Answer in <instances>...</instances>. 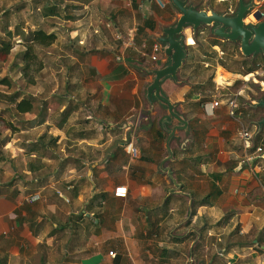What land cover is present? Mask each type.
I'll use <instances>...</instances> for the list:
<instances>
[{
    "label": "crops",
    "instance_id": "1",
    "mask_svg": "<svg viewBox=\"0 0 264 264\" xmlns=\"http://www.w3.org/2000/svg\"><path fill=\"white\" fill-rule=\"evenodd\" d=\"M18 1V27L25 34L42 29L56 35L51 44L34 45L50 62L67 58L72 88H55L47 112L20 113L17 135L3 145L11 167L0 184V264H176L173 257L187 240L195 247L202 239L205 245L192 253L210 263L224 234L218 256L231 261L236 251L256 259L260 254L264 264V151H256L257 126L249 128L238 102L230 116L223 97L236 79L245 84L242 76L215 67L214 80L219 69L225 76L216 83L223 98L210 113L195 104L199 96L187 97L192 85L182 82V66L177 82H161L162 93L188 122L170 141L172 157L163 164L169 176L160 164L177 122L164 121L165 108L157 100L149 104L146 88L153 78L149 69L168 62L162 50L152 60V45L179 12L168 0ZM229 2L214 0L203 9L225 12ZM187 31L188 46L198 47ZM40 91L46 90L24 94ZM64 94L74 100L61 101ZM242 130L252 135L248 148ZM119 185L126 186V197L114 195ZM95 194L103 197L90 206ZM233 236L243 244L234 246Z\"/></svg>",
    "mask_w": 264,
    "mask_h": 264
},
{
    "label": "rangeland",
    "instance_id": "2",
    "mask_svg": "<svg viewBox=\"0 0 264 264\" xmlns=\"http://www.w3.org/2000/svg\"><path fill=\"white\" fill-rule=\"evenodd\" d=\"M190 2L200 4L203 7H208L214 0H189ZM19 1L18 0H0V41L10 42L12 44V49L10 50V53L3 59L0 58V77L7 76L12 81L11 87H6L3 85H0V144L4 140L8 139L10 141L11 137L13 135H17V129L20 120L23 118V114L18 113L15 110L14 107V101L16 100H10V96H13V94L16 92V88L19 89L17 93H15V96L19 94H24L28 89H38V88H44L46 91H40L39 95H32L31 93L26 94L25 97L29 98L33 102V112L37 113L39 110L46 111L47 112V105L48 101H50V94L51 92L57 88L58 90H62V92H65L67 90H71L72 88V82L70 79H68V70L67 67V58L62 57L61 62H50L42 56V49L40 46L34 45L31 50V56L28 59H25L23 56V52L25 51V32L18 27L19 17L17 14V7H18ZM10 7V9H7ZM9 26L11 29H9ZM208 30L209 26H205V29L199 33V36H197V43L198 47H195L193 50L196 52V50L201 51L205 50L206 52H210V48L208 46ZM187 36H191V33L187 31ZM27 35V33H26ZM186 36V38H187ZM20 37L22 38L21 42L19 43ZM185 44L188 43L187 39L184 40ZM191 39L189 38L190 42ZM225 51H223L219 46L218 48H215L216 50H220L222 53L218 54L214 57V62H217L218 60H221L226 63L227 68L231 70H245L248 67V64L246 63H240L242 60L243 55H239L237 52H232V44L238 45L239 42H230L225 40ZM20 44V45H19ZM193 44V43H191ZM202 45V47L200 46ZM200 46V47H199ZM218 52V51H217ZM41 54V56H39ZM64 54V52H63ZM261 54H257L255 56H246L249 59V62L251 63V59H257ZM41 57V58H40ZM44 60H43V59ZM248 62V63H249ZM26 63L28 64L26 66ZM256 69L249 73L251 74L249 77H246L245 75L239 74L240 77L245 80V84L241 83H234L229 88V90L226 89L225 98L233 97V93L236 92V90L241 87L244 89L243 92H241V95L237 96V102L240 108L238 107L237 112L239 110L241 111V116L245 119L246 123L249 125V128H254L256 130V121L258 118L264 115V109L261 107H253L254 111L251 110L250 107L254 102V100L260 96H264V90L260 89L261 86L264 87V63L258 62L256 64H253ZM26 66V67H25ZM214 67L215 65H210L209 67H205L201 70H194V69H188L180 75L182 77L183 81H187L190 84H193L198 78L205 79L207 76H209L211 73H213L214 76ZM44 68V69H43ZM182 69V68H181ZM52 71V74L50 72ZM220 70V69H219ZM218 70V71H219ZM72 71V70H70ZM196 71V72H195ZM195 72V73H194ZM188 74H191L192 77H190L191 80L186 76ZM201 76V77H200ZM238 77V78H240ZM238 80V79H236ZM241 80V79H239ZM214 82V93H209L210 100H217L222 95L220 94V90H217L216 81L213 79ZM193 86V85H192ZM61 92V93H62ZM211 94V95H210ZM47 100H42L43 98H46ZM61 98V101H67L68 98L71 102L73 99V96L71 94L69 95H59ZM74 102V101H73ZM31 111V112H32ZM165 112V109L163 110ZM236 113V112H235ZM30 116V114L28 115ZM159 115H156L155 119H158ZM264 132L257 131L256 136L257 140L254 141V143L258 146L263 147L264 151V141H261V137H263ZM9 151L7 149H4V146L1 147L0 145V155L4 158V161L0 163V184L8 180L9 178H5L3 171L5 170L6 166L8 165L9 158ZM1 166H4L1 167ZM11 167V165L9 166ZM226 234L222 235L221 240L216 242L215 250H211V252H214V255L212 256V262L207 263L208 259L205 257L202 258L201 256H195L192 253V245L190 247V240H187L186 243L181 248L183 253L177 256H172L173 258L177 259L178 257V264H261V255L259 254L258 258H253L252 255H243L241 252L236 251V255L234 256L235 259L229 260L225 259L224 256H218L216 253V250L219 248L224 247V244L226 243ZM233 240L235 241L233 243L234 246H241L243 244L242 240H237L235 236H233ZM202 243L205 245V240L202 239V241H196V247L200 248V245ZM194 248V247H193ZM195 250V248H194ZM155 258V257H154ZM228 258H232L230 255H228ZM152 263L150 264H159L155 259H150ZM149 262V260L147 261ZM176 263V264H177Z\"/></svg>",
    "mask_w": 264,
    "mask_h": 264
},
{
    "label": "water",
    "instance_id": "3",
    "mask_svg": "<svg viewBox=\"0 0 264 264\" xmlns=\"http://www.w3.org/2000/svg\"><path fill=\"white\" fill-rule=\"evenodd\" d=\"M168 1L179 12V16L173 24L163 27L161 34L155 40L160 44L168 62L163 66L149 69L153 78L146 88V99L150 105L153 104L154 100H157L165 108L167 114L164 121L175 120L177 122L169 129L165 141L168 156L160 164V168L171 176L169 168L163 166L164 162L172 157L170 141L176 135V131L187 128L188 122L176 111L175 104L162 93L161 82L168 77L178 81L177 73L186 58V44L183 34L185 28L189 27L192 36H194L199 27L211 26L215 36L230 42H239L240 52L244 56L264 55V17H260L259 13L256 12L254 16L257 20L251 21L247 16L250 10L256 6L257 0H237L232 13L217 12L211 8L207 10L197 9L194 5H188L185 0ZM260 89L264 90V87L261 86ZM253 102V107L264 109V99H255ZM263 124L264 115L256 121L257 131L261 130ZM121 141L115 142L109 151ZM176 186L178 187V185Z\"/></svg>",
    "mask_w": 264,
    "mask_h": 264
},
{
    "label": "trees",
    "instance_id": "4",
    "mask_svg": "<svg viewBox=\"0 0 264 264\" xmlns=\"http://www.w3.org/2000/svg\"><path fill=\"white\" fill-rule=\"evenodd\" d=\"M185 2L188 5H194V7L197 8V9H203L204 8L202 5L190 2L188 0H185ZM167 5L171 7V3H168ZM204 29H205V25L199 27L196 30V32H195V34L193 36V39L196 42H197V36H199V33L202 32ZM208 37H209L208 46L210 48V52H206L205 50H202L201 48H200L201 51L198 52V50H196V52H195L190 46L185 45L187 55H186L185 61L183 62L180 75L182 74V72H184V71H186L188 69H190V70L191 69H194V70L195 69L196 70L204 69L205 67L203 66V63L207 62L208 63L207 67H209L210 65H213V66L215 65V67L217 65H220L223 68H225V69H227V70H229L231 72L239 73V74H242V75L247 74L245 76L249 77L251 75L249 73L253 72L256 69V67L253 64H256L258 62L264 63V55L259 56L257 59L256 58L255 59L254 58L251 59V63H250L249 60H248L249 58L244 56V55H241V53L239 52V46L232 44V52H237L239 55H241L242 56V60L240 61V63H246V64H248V67L245 70H237V71L231 70V69L227 68L225 62H223L221 60H218L217 62H214V60H213L214 57L217 55V51L213 48V46H219L223 51H225V48H226L225 47V44H226L225 40H223L222 38H219L218 36H215L213 34V32H212V27L211 26H209ZM24 38H25L24 43H26L25 44L26 48H25V51L23 52V56H24L25 59H28L31 56L30 52H31L32 47L34 46V44H39V45L51 44V43L54 42V40L56 38V35L54 33H46L42 29H36V30L28 32L27 35L25 34ZM200 46L202 47V45H200ZM11 49H12V44L10 42L0 41V58L4 59L10 53ZM27 65L28 64L26 63V66ZM215 67H214V69H215ZM214 72H215V70H214ZM186 76L189 78V80H191L190 79V77H192L191 74H188ZM213 78H214L213 73H211L205 79L198 78V80H196L195 82H193V84H191L193 86H191V89L189 91V94H187V97H190L192 94H196L197 96H199L198 100L195 102V104L197 106L203 105L205 102L210 101V96H209L208 92L212 94V93H214V89H215ZM224 78H225V76L222 74V71L219 70L217 72V74H216L215 80L220 83ZM182 82H183V80H182ZM185 82H187V81H185ZM241 82H242V80L238 79V80H235L234 83L238 84V83H241ZM0 85L6 86V87H11L13 84H12V81H11L10 78H8L7 76H3V77H0ZM18 91H19V89L16 88V92L15 93H17ZM15 93L13 94V96H10V100H15L16 99L14 101L15 110L18 113L31 112L33 110V102L29 98H26L25 95H23L22 93L17 95V97L15 96ZM259 98L264 99V96H260V97H258V99ZM250 107L252 108L251 110L254 111L253 106L251 105ZM260 118H258V119H260ZM260 132H261V130L259 131V133ZM257 139L258 138L255 137V140H257ZM7 141H8V139H6L3 142H1V144H0L1 147H3V145H5V143ZM99 197H103V194H99V195L95 194L90 199V203H89L90 206L96 201V198H99ZM201 202H202V200L199 201V203H201ZM170 241H181V240L171 238ZM196 246L194 247L195 249L197 248ZM158 249L160 251H167L168 254H171V256L173 255L172 252H175L173 249H165V248H162V247H160ZM194 252H195V250H194ZM175 253L177 254V252H175ZM211 262L212 261H210V263Z\"/></svg>",
    "mask_w": 264,
    "mask_h": 264
},
{
    "label": "built area",
    "instance_id": "5",
    "mask_svg": "<svg viewBox=\"0 0 264 264\" xmlns=\"http://www.w3.org/2000/svg\"><path fill=\"white\" fill-rule=\"evenodd\" d=\"M158 2H160L161 4H163L162 0H157ZM218 2H229V0H217ZM234 8L233 5L229 2L227 8H226V13H232L234 11ZM259 13V16L260 17H264V0H257L256 1V6L250 10V12L248 13V18L251 20V21H256L257 19L255 18L254 14L255 13ZM161 51V47H160V44L157 42V41H154L153 45H152V60H157L158 59V54L159 52ZM218 54H221L222 52L220 50H217ZM216 83L218 85H222L223 80L219 83L216 81ZM240 93L239 92H236L233 94V97H228L226 99V104L228 105V112H229V115L230 116H235V110L237 108V96L239 95ZM219 105V100H213V101H207L205 102L202 106L203 108L205 109V111L207 112H212V110L217 107ZM241 134V138H242V141H243V144L245 146V148H248L250 146V140H251V133H249L247 130H242L240 132ZM127 152L129 153H134L135 150L132 146L131 143H127L126 146H125ZM256 151L257 152H261L262 151V148L261 147H257L256 148ZM126 194H127V188L125 185H119L117 187L114 188V195L117 196V197H126ZM109 256L111 257H114L116 254L114 251L110 250L108 252Z\"/></svg>",
    "mask_w": 264,
    "mask_h": 264
}]
</instances>
